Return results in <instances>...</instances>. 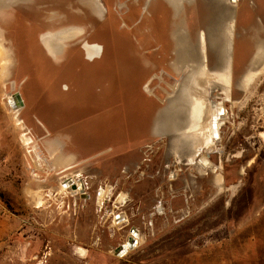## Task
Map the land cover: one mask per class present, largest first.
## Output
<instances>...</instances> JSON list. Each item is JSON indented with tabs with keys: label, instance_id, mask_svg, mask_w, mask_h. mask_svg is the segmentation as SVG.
I'll use <instances>...</instances> for the list:
<instances>
[{
	"label": "rangeland",
	"instance_id": "obj_1",
	"mask_svg": "<svg viewBox=\"0 0 264 264\" xmlns=\"http://www.w3.org/2000/svg\"><path fill=\"white\" fill-rule=\"evenodd\" d=\"M26 1L0 14L8 59L0 65V264H264V74L247 91L239 89L244 94L234 104V122L219 127L217 141L204 147L186 126L172 135L156 132L159 113L197 64L176 71V47L168 59L158 50L146 53L169 46L159 34L161 22L152 21L155 31L137 44L132 33L114 34L123 23L115 1L105 0L117 21L103 25L107 48L100 65H86L78 46L55 63L43 50L27 54L31 37L24 30L38 9ZM223 2L237 11L231 43L240 46L253 26L264 32V0ZM37 3L59 10L57 0ZM184 4L182 30L195 35L198 48L212 17ZM134 14L125 20L139 23ZM83 19L78 23L86 26ZM202 48L199 61L210 67L212 53ZM149 60V70L166 73L149 82L152 95L143 88L149 70L142 66ZM247 60L231 61L235 80ZM210 81L203 96L214 103ZM222 84L217 86L227 93L230 85ZM17 92L22 108L9 104ZM177 132L185 133L174 147ZM192 136L196 144L185 140ZM70 179L80 180L83 192L71 194L70 186L62 193L61 182ZM132 229L138 244L116 255Z\"/></svg>",
	"mask_w": 264,
	"mask_h": 264
},
{
	"label": "bare ground",
	"instance_id": "obj_2",
	"mask_svg": "<svg viewBox=\"0 0 264 264\" xmlns=\"http://www.w3.org/2000/svg\"><path fill=\"white\" fill-rule=\"evenodd\" d=\"M22 1L24 0H0V14L1 15L3 14L4 8H7L8 6L13 4L18 5ZM65 1L68 2L63 3L62 1L59 2L57 1L55 7L59 9L58 11L55 10L49 13H44V14L36 13L32 15L34 16L33 19L34 23L31 25L30 28L24 30L25 34L31 37L30 38L31 40L28 39L29 41H27V44L35 49L38 47L36 44L38 42L44 49L45 53L49 55L55 63L60 62L62 58L68 57V54L70 52V49L68 51V48L71 47V45L80 44L86 59L90 62L88 65H90L95 59H98L104 53V49H105L104 47L107 44L105 43V41L101 40L100 34L104 31L103 25L112 22V20L114 19L111 16L113 11L110 7L107 6L108 4L105 5L104 0H65ZM194 1L195 0H115V6H116L115 11L119 16L118 20H120L124 24V27H122L121 29L118 28L120 30H116L114 34L116 33L123 35L126 33L128 34L132 33L134 35V39L132 41L138 44L139 43L138 40L140 39L139 36L145 35L146 37V35L150 34V30L149 28H147L150 22L147 16V12L150 11V9L156 10L159 7L166 6L168 10L172 14H174L173 18L176 24L173 26L172 37H173L174 47H176V53H175V63L173 64V66H175L176 71L180 72L181 71L180 66L184 65L187 62L194 63L196 61L197 64H193L190 67L187 77L184 78L183 81L184 84L182 87L179 88L176 97L170 100L169 104L167 103V106L165 107L164 111H161L159 113L156 122H158L160 126H158V128L156 129V132L167 133L168 135H172L176 131L180 132L181 129L184 128V126H186L185 129L189 128L190 131L193 130L194 131L193 136L196 138L200 137L201 139L200 142H203L204 147H208L214 144L215 136L219 137V127L221 124V120L224 121L225 117L223 115V112L219 110V106L217 103H212L209 101V99L207 100V98L203 96V94H206L207 91L206 90L207 88H205V85H207V83H205V81L207 78H209L211 80L210 82L215 85H217L218 83L219 84L225 83L230 85L232 60L229 61L228 59L233 56L231 55L232 53H231L230 45H231L232 20L235 10L232 7L224 8L223 0H204L205 1L204 5H208L209 7V5L211 6L212 4L213 5L212 7H214L215 10L214 11L213 10L210 11L207 9L201 10L202 13H204L208 17L210 18L212 17L210 19L212 23L209 24L208 22V24L206 23L207 25H204L205 24L204 21L203 25L206 27L208 37L204 35V41L201 40L200 38L198 39L199 41L198 43L199 50H198L197 44L195 43L196 42L194 37L195 35L187 36L185 30H182V27L184 26L183 19L181 18L180 20V17H178L181 10L183 9L182 3H185L184 6L187 5L188 8L191 7ZM201 1L202 0H200V2ZM228 1L229 3L232 4L233 3L236 4L238 2V0H233L232 2L230 0ZM147 4H148V8H146L145 6ZM123 5L124 7H128L129 12H132L133 14L134 12L137 13L134 14L136 16L140 15L138 14L139 8L141 7V5H144L145 12L140 16L141 20L139 23L137 22L136 18L135 20H131V19L128 21L125 20V14L124 15L122 14ZM81 16L84 17L83 20L87 23L86 26H82L78 23ZM114 20L117 21L116 18ZM225 21L228 23H226ZM128 22L129 23L134 22L133 26L131 27L128 26ZM144 27L148 29L146 33L143 30ZM152 29L154 30V28ZM3 33H4V29L2 28V26H0V57H1L0 65L8 63V59H6L4 48H2L4 42H6V38H4L6 36L2 35ZM34 35H37L36 36L37 40L35 39V37H33ZM239 41L242 44V46H240L242 47V52L239 53H241L242 56L246 55L247 56L246 58L248 60L246 61V66H244L245 69L243 73L237 79V85L240 90L247 91L250 88L252 82H254L260 75L264 74V32L261 31L260 26H253V28L245 30V32L243 33V37L240 38ZM119 43L120 42H118V45ZM252 44H255V53H254L255 55L252 56L253 58L249 59L248 57L252 54V49L250 47V45ZM203 46L205 49L206 47L210 49L212 53L211 65L217 67L218 71L210 70L209 68L212 66L208 67L207 64L203 63L205 58L204 54H201L203 53L202 52ZM36 51L40 53L39 47L37 48ZM201 56L203 58V62H201L202 64L199 61L201 59ZM224 57H227L228 59L225 60ZM2 70L4 71L6 69L3 67ZM210 82L208 83V85L210 84ZM148 84L149 82L146 83L145 86L143 87L144 91L149 95H152V91L148 88ZM65 89L66 88L64 87V90ZM8 100L9 102L13 101L11 100V98ZM22 103L20 105V108H22L21 107ZM9 104L11 105V103ZM12 106L14 107V105ZM194 127H196L197 129H193ZM179 132L175 134L177 136L176 138L177 142L175 141L176 143H174L173 145L174 147L178 146L177 144L178 141H180V139L183 138L182 135L185 133L184 132L183 134H181ZM193 136L192 138H185V140L187 141L189 140L192 143L196 144V142H194L195 139H193ZM199 150L200 148L198 149V151ZM191 159L192 158L190 157V160ZM199 164L205 166L207 163L206 160L201 157V159L199 160ZM66 182H69V180L61 182L60 184L62 193H67L69 191L68 188L71 186L69 185L70 182L71 184L72 183L74 184L75 182L74 184L75 186L70 188V191L72 192L70 191L69 192L71 194L76 193L77 195L78 192H83L81 191L82 190L81 184L77 183V181H73L70 179L69 183L63 185V183ZM106 192H102L103 197L106 194ZM119 198L120 201L123 200L122 196H120ZM114 221L117 222V219H115ZM132 236L130 237L134 239L135 241L134 245L129 246L128 242H124V245H122L123 252L119 254L120 256H123L129 249H133L138 244L139 241L138 234L136 233L135 236L133 237ZM80 255L83 256L82 251L80 252Z\"/></svg>",
	"mask_w": 264,
	"mask_h": 264
},
{
	"label": "flooded vegetation",
	"instance_id": "obj_3",
	"mask_svg": "<svg viewBox=\"0 0 264 264\" xmlns=\"http://www.w3.org/2000/svg\"><path fill=\"white\" fill-rule=\"evenodd\" d=\"M26 0H24V1H22V2H20L18 5H24V4H28L29 3V1L28 2H25ZM37 1L38 0H34L32 3H35L36 2V8L38 9V10H36V12H35V14L36 13H49V12H51V11H47V10H44V5H40V4H38L37 3ZM58 1V0H57ZM62 1V0H61ZM115 1V0H114ZM203 2H205L204 0H202ZM231 2L233 1V0H230ZM23 2H25V3H23ZM66 2H68V1H66ZM104 3H105V0H104ZM198 4V5H197ZM15 4H13V5H10V6H8L7 8H4V12H5V10H7V9H11L13 6H14ZM114 6H115V4H114ZM146 6V8H148V4L147 5H145ZM213 5L211 4V6L209 5V7L211 8V9H207V10H210V11H214L215 10V8L214 7H212ZM195 7H199V10L201 11V10H204L203 8H202V5L200 4V0H195L194 2H193V4L191 5V7L189 8L188 7V10L189 9H197V8H195ZM142 8V9H141ZM167 7L166 6H162V7H159L158 9H156V10H151L150 9V11H149V13H147V15H148V17H149V20H150V22H149V24H148V28H150L149 30H150V35H151V32H152V27L154 26L153 25V23H152V21H156L157 19H158V22H161L162 24H161V26L163 27L162 29H158L159 30V34H160V36H162V41L164 40L163 38H165V40L167 41V43H168V47H163L162 45H160L159 47H157L156 49H153V48H151V50H149V51H146V53H153V51H156V50H158V51H161V53H162V55L163 56H165V58L166 59H168L169 58V48H173L174 47V44H173V42L170 40V37H172V30H173V26L176 24L175 23V20H174V18H173V16H174V14H172L169 10H168V8L166 9ZM113 9V8H112ZM252 9V8H251ZM142 12H141V11ZM187 10V11H188ZM198 10V11H199ZM253 10V9H252ZM3 12V13H4ZM145 12V7H144V5H141V7L139 8V14H140V16L143 14ZM168 12V13H167ZM237 12V11H236ZM236 12L234 13V16H235V18H237V14H236ZM129 13V11H128V7H124V5H123V12H122V14L124 15H126V14H128ZM135 14H137V13H135ZM166 15H167V17H166ZM179 17H180V15H178ZM182 16V15H181ZM136 18V17H135ZM135 18L133 19V18H131V20H135ZM137 19V18H136ZM130 20V19H129ZM180 20H181V18H180ZM133 23L134 22H128V26L130 25V27L131 26H133ZM121 26H123L124 27V24L123 25H120V27ZM201 27V26H200ZM238 27V26H237ZM192 35V34H191ZM236 35V34H235ZM192 39H193V37H192ZM233 40V39H232ZM27 44V43H26ZM37 44V46L39 47V50L40 51H44V49L42 48V46L37 42L36 43ZM71 46H78V47H76V48H78V50L79 51H81L82 52V54H83V60H85V61H87V59H86V57H85V55H84V53H83V51H82V48H81V45L80 44H78V45H71ZM240 46H242V44L240 45ZM239 45H238V43H231V45H230V47H231V53L232 52H235V54H234V56H232V57H224L225 58V60H229V61H235V63H238V61H240V60H246L247 58H246V55L245 56H242V55H239V52H242V47H240ZM161 47H163V48H161ZM105 49H104V53H103V55L105 54V52H106V46L104 47ZM251 49H252V54L248 57L249 59H251V58H253L252 56L253 55H255L254 53H255V45L253 44V46L251 47ZM33 53V54H37V55H39V53H38V51H36V50H34L33 49V47H31V48H29L28 49V52H27V54L28 53ZM44 53H45V51H44ZM45 55L47 56V57H50L49 55H47L46 53H45ZM102 55V56H103ZM232 55V54H231ZM36 56V55H35ZM102 56L101 57H99L98 59H102ZM158 57V56H157ZM149 59H153V56H152V54H151V58H149ZM165 59V60H166ZM212 59V58H211ZM228 61V62H229ZM211 62H212V60H211ZM152 63H153V60H149V61H147V62H145V64H144V66H142V68L143 67H147L148 68V70L151 68L150 66L152 65ZM212 67H211V69H212V71L214 70H216V71H218V69H217V67H214L213 65H211ZM214 68V69H213ZM163 71V70H162ZM160 72V71H157V70H153V69H151V70H149L148 72H147V76H148V79H149V81L148 82H152L154 79H157L158 78V74H160V75H166V73H163V72ZM232 71V70H231ZM232 75V74H231ZM230 75V86H229V91H228V93H226V94H228V95H226L225 93H224V91L220 88V87H218L217 85H214V88L212 89V99H213V101H214V103L215 102H221V104H222V107L220 106V104L219 103H217L218 104V106H219V110L220 111H222L223 112V115H224V117H225V112H226V119H224V121L223 120H221V124H220V129H221V127L223 126V125H228V126H230L231 125V121L232 122H234V118H233V114H234V111H232V110H234V108H235V103H238V101L241 99L240 97H241V95H243L244 93L242 92V91H240L239 90V88H238V85H237V80H235V78L234 77H232ZM161 77V76H160ZM151 84V83H150ZM243 93V94H242ZM23 102V101H22ZM21 107H23V104H22V106ZM221 107V108H220ZM222 109V110H221ZM225 110V111H224ZM219 111V112H220ZM221 113V112H220ZM235 118H239V115H235ZM219 122H220V120H219ZM258 128L259 129H262L263 128V126L262 125H259L258 126ZM220 134H221V131H220ZM219 137H217V136H215V140H214V142L215 141H217V139H218ZM69 182H70V180H69ZM68 182V183H69ZM80 183H81V185H82V187H83V184H82V182L80 181ZM69 185H71V187H73V186H75L73 183L71 184V182H70V184ZM82 191V190H81ZM102 195V192L99 194V201L103 198V195ZM124 198V197H123ZM122 198V199H123ZM120 199V198H119ZM132 236V235H131ZM133 236H135V235H133ZM132 236V237H133ZM131 238V237H130ZM120 256V255H119Z\"/></svg>",
	"mask_w": 264,
	"mask_h": 264
},
{
	"label": "water",
	"instance_id": "obj_4",
	"mask_svg": "<svg viewBox=\"0 0 264 264\" xmlns=\"http://www.w3.org/2000/svg\"><path fill=\"white\" fill-rule=\"evenodd\" d=\"M11 100H13V101H11V102H9V103H11V105H14V107H16V106H20L21 103H22L21 96H20V94H19L18 92L15 93V94L11 97ZM67 183H68V182L63 183V185H66ZM77 183L81 184V183H80V180H77ZM81 188H82V185H81ZM136 233H137V232H136L135 229H132V230H131V235H135ZM128 243H129V246H133L134 243H135V241H134L133 238H129ZM122 252H123V246L121 245V246L119 247V249H118L115 253H116V255H119V254H121Z\"/></svg>",
	"mask_w": 264,
	"mask_h": 264
},
{
	"label": "crops",
	"instance_id": "obj_5",
	"mask_svg": "<svg viewBox=\"0 0 264 264\" xmlns=\"http://www.w3.org/2000/svg\"><path fill=\"white\" fill-rule=\"evenodd\" d=\"M71 47H72V49H74L75 46H71ZM82 61L85 62L86 65L90 63L88 60L87 61L82 60ZM92 63L95 64V66L98 67L100 65V59H95V61H93Z\"/></svg>",
	"mask_w": 264,
	"mask_h": 264
}]
</instances>
